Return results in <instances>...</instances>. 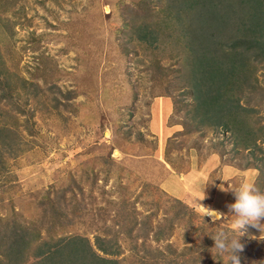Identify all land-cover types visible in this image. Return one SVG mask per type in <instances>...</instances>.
Returning <instances> with one entry per match:
<instances>
[{
    "label": "rangeland",
    "instance_id": "rangeland-1",
    "mask_svg": "<svg viewBox=\"0 0 264 264\" xmlns=\"http://www.w3.org/2000/svg\"><path fill=\"white\" fill-rule=\"evenodd\" d=\"M192 3L0 0V264H54L83 243L113 264H226L208 235L234 229L232 190L264 192V60L243 33L255 0ZM240 59L245 72L219 74ZM215 83L238 106L227 129L192 93ZM161 97L177 131L158 159ZM259 223L241 264H264Z\"/></svg>",
    "mask_w": 264,
    "mask_h": 264
},
{
    "label": "trees",
    "instance_id": "trees-1",
    "mask_svg": "<svg viewBox=\"0 0 264 264\" xmlns=\"http://www.w3.org/2000/svg\"><path fill=\"white\" fill-rule=\"evenodd\" d=\"M193 3L191 4V7L199 10V13L201 12L203 6L205 5V3H203L205 0H200V1H196V0H191ZM261 5H263V7H260ZM255 10L256 13L250 15L251 13L249 12V16L248 19L245 21L246 25L243 26V33H245L247 39L246 42L249 43L250 45L254 46V49L257 48L258 51L260 52V56L262 58V60H264V0H255ZM258 32L257 36L254 37L252 39V36ZM245 39V37H244ZM243 39V40H244ZM251 39V40H250ZM243 40H240V42H243ZM245 42V41H244ZM236 45V44H233ZM252 48V47H251ZM222 68H219V70ZM246 69V64L244 63V59H240L239 62L232 63V66L223 70V72H219V74L223 75L224 78H226V80L229 79V76L231 75H235V73L240 74V72H245ZM218 77L217 74H215L214 78ZM198 86V87H197ZM196 89V90H195ZM221 90V85L219 84H214V91L213 90H207L205 92H202L199 89V85L195 84V86L192 87V93L196 94L195 96L198 97V99H205V101H203V104L208 108H205V110L207 111L206 114L210 117V119L213 120V117L215 119L219 120V124L221 128H230L228 125V121L227 118L228 115L227 114H231V116L233 117V112H235V109L238 108L237 105L233 104L230 100L227 99V102L222 101L221 99L223 98V95L221 93H219ZM202 107V105H198V107L195 108H200ZM213 114V116L211 115V113ZM189 223H191V221H189ZM192 226V224H191ZM202 231H200L201 233ZM209 234V233H208ZM207 234V235H208ZM163 234H155L154 238L156 239V241H158L159 239L163 238ZM212 235H208V243L212 240ZM207 238V237H206ZM79 239L72 241H66L64 244H62V252H64V255L66 253L67 246L68 244L70 245H77L79 241H77ZM83 247L79 248L80 251H82V253H85L86 255L90 256L89 261L90 262H78V260L80 259V257H84L87 260L86 255H83L82 253H79L76 250L72 249V252L67 255L64 256L65 258L63 259V255L60 254L59 258L56 260V262H54V264H113L112 260H108L106 258H102L99 257L95 252H92L89 248V246L86 243H83ZM79 247V245H77ZM96 248L101 251L104 254H108L110 252H108L109 250H107L106 248H104L103 246L100 245V243L97 244ZM82 249V250H81ZM61 252V251H60ZM82 254V256H81ZM62 256V257H61ZM55 255L52 256L50 259H55ZM61 257V258H60ZM184 258V257H183ZM50 260L48 259L47 261H45V264H51V262H49ZM198 262H203L200 257L197 258H193L191 260L192 264H196Z\"/></svg>",
    "mask_w": 264,
    "mask_h": 264
},
{
    "label": "clouds",
    "instance_id": "clouds-1",
    "mask_svg": "<svg viewBox=\"0 0 264 264\" xmlns=\"http://www.w3.org/2000/svg\"><path fill=\"white\" fill-rule=\"evenodd\" d=\"M235 201L229 205L234 216V229L232 231L219 229L212 235L214 248L218 257L226 258V264H241L239 253L243 251L244 244L241 237L247 226L259 227L261 218H264V192H261L253 183L245 182L232 190ZM205 208V207H204ZM207 209V208H206ZM215 219L218 212L207 209L204 213Z\"/></svg>",
    "mask_w": 264,
    "mask_h": 264
},
{
    "label": "crops",
    "instance_id": "crops-1",
    "mask_svg": "<svg viewBox=\"0 0 264 264\" xmlns=\"http://www.w3.org/2000/svg\"><path fill=\"white\" fill-rule=\"evenodd\" d=\"M152 117L149 121V131L153 135H156V137L159 139L161 149L158 150L159 156H156L158 159L163 158L162 154V148L164 145V142L175 132L177 131V128L175 126H167L166 127V119L170 115L171 111V102L167 97H161L155 100L151 107ZM166 128V129H164ZM187 176V175H186ZM183 176V179L186 180V182L190 185L191 179H188V176ZM174 183H178L177 180L174 177L168 178L164 184L172 185ZM201 183V182H200ZM199 184L191 185L192 189L197 190L200 188ZM187 187V185H186ZM220 208L217 207V211L220 213Z\"/></svg>",
    "mask_w": 264,
    "mask_h": 264
}]
</instances>
